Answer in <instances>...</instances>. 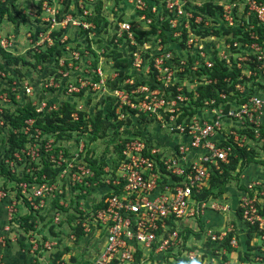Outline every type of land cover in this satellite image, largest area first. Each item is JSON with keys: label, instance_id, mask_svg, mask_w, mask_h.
Wrapping results in <instances>:
<instances>
[{"label": "rangeland", "instance_id": "obj_1", "mask_svg": "<svg viewBox=\"0 0 264 264\" xmlns=\"http://www.w3.org/2000/svg\"><path fill=\"white\" fill-rule=\"evenodd\" d=\"M34 1L33 15L27 13L19 19L14 14L13 25L16 27L2 23L0 19V38L6 36L12 43L11 48H0V191L4 194L15 191L16 199L28 208L29 214L17 220L14 229L23 230L32 242L33 249H28L32 252V264H89L98 251L99 242L81 223L87 224V216L111 188L106 181L110 179L118 142L138 136L148 146L167 154L175 137L159 127V120L152 113L142 114L122 106L110 92L123 90L132 103L137 100L136 91L143 87L148 92L162 93L166 101L172 98L177 111L169 114L160 108L156 114L162 121L176 113V123L200 115L197 109L203 97L201 99L202 91L198 92V89L215 79L209 77L211 70L202 67L203 61L196 54L197 47H202L201 51L209 57L222 41L225 28L205 20L206 26L200 23L199 29L193 30V37L189 35V29L179 38H170V42L163 40L162 47L152 46L153 38L139 34L138 41L143 40L148 45L131 48L124 44V35L121 39L116 37V24L128 20L131 15L123 0H53L49 4L57 11V18L69 20L64 28L53 26L51 34H58L48 47L31 48L35 35L49 30L47 23L40 20L44 15L38 16L36 11L39 0ZM20 3L28 5L29 1L19 0ZM9 4L5 6V0H0V9L8 10ZM204 6L216 16L210 4ZM142 13L150 17L147 12ZM188 38H192L197 46L187 47ZM52 47V51L39 57L41 52ZM132 52L138 54L140 63L134 62ZM166 54L169 58H162L164 63L158 66L159 71L156 70L154 59ZM180 59L189 63L188 68L178 65ZM190 62L195 63L194 69ZM161 66L168 67L171 73V86L167 84V88L162 86V80H157L163 78ZM100 76L105 91L96 85ZM186 89H193L200 101H195L192 92L188 93ZM176 96L186 100L180 102ZM20 109L26 113H20ZM59 111H68L72 121H77L80 115L82 124L76 131L62 129L49 133L35 124ZM110 111L115 117L105 120ZM18 114L34 116L24 118L14 128L8 119ZM97 115L100 122L93 134L90 122ZM252 146L255 160H260L264 144ZM79 166L88 169L90 176L85 173L84 178L77 181ZM234 174V171L229 174L231 180L236 178ZM41 176L45 178L42 182ZM6 178L13 179L12 183L7 185ZM41 183L51 189L50 195L40 206L39 200L30 206L22 199L18 185L25 184L31 189ZM172 247L163 254L169 255ZM250 259L253 264H264L263 254L253 252ZM220 262L222 264L224 260L220 259ZM232 264H236L235 261Z\"/></svg>", "mask_w": 264, "mask_h": 264}, {"label": "built area", "instance_id": "obj_2", "mask_svg": "<svg viewBox=\"0 0 264 264\" xmlns=\"http://www.w3.org/2000/svg\"><path fill=\"white\" fill-rule=\"evenodd\" d=\"M50 1L53 0H39L36 11L38 16L44 15L40 20L47 23L49 30L37 33L31 48L48 47L53 40L50 36L53 26L64 28L69 20L57 18V11L50 6ZM123 1L129 6L131 15L128 20L116 24V37L121 39V35H124L126 46H147L146 42L136 41L135 31H148L153 22L156 30L150 36L153 37L152 46L162 47L163 40L170 42V38H179L189 29V35L193 37V30L199 29L201 24L206 26L205 20H210V23L225 28L223 39L209 57H206L205 51H201L200 46L196 54L202 59L204 69L211 70L216 60L232 74L222 79L228 90L218 91L215 97L203 99L201 109H197L200 115H192L181 123L174 122L178 113L170 115L167 121L158 117L156 111L160 108L169 114H173L177 108H174L172 98L166 101L162 93L156 90L148 92L144 87L138 89L135 103L130 102L123 90L110 92L122 106L134 108L142 114L152 113L159 120V127L175 137L167 154L148 146L138 136L118 142L115 165L110 171L109 181H106L111 188L100 201L101 206L89 213L87 224L81 223L86 228L84 230L89 229L90 235L99 242L98 251L89 264H112L113 261L116 264H151L150 253L163 252L180 240V231L176 228L179 221L197 220L206 209L217 212L228 210V206L217 198L198 201L197 197L207 188L211 172L220 173L221 165L227 164L233 146L242 148L254 143L264 144L261 133V128L264 132V0ZM205 4L211 5L216 16L205 9ZM142 12H147L150 17ZM84 28L87 29V26ZM256 29L262 33H257ZM160 34L164 39L159 37ZM10 41L6 37L0 38V48H9ZM190 45L197 46L192 38H188L187 47ZM131 54L134 62L140 63L138 54ZM162 58L168 59V54L154 59V67L158 71V66L164 63ZM194 64L190 62L191 69H194ZM178 65L188 68L189 63L180 59ZM160 69L163 78L158 77L157 80H162V86L167 88V84L171 86V73L168 67L161 66ZM210 83H215V80L204 84ZM96 85L106 90L101 76ZM186 90L188 93L193 91ZM197 96L192 92L193 99ZM175 98L180 102L186 100L179 96ZM77 170V181L82 180L85 173L90 174L88 169L83 170L81 166ZM44 179L41 176L40 181ZM18 186L22 199L30 206L36 200H39L37 204L40 206L50 195L51 189L46 183L36 184L31 189L25 184ZM246 191L252 195L249 197L244 193L239 200L237 208L240 209V218L246 226H256L262 233L260 238L264 239V219L255 203L258 194L253 185L247 186ZM3 196L4 193L0 191V199ZM226 232L221 236L225 237ZM209 238L215 239L213 235ZM228 244L234 246L235 242L230 239ZM261 250L264 252V245ZM185 256L191 258L189 253Z\"/></svg>", "mask_w": 264, "mask_h": 264}, {"label": "crops", "instance_id": "obj_3", "mask_svg": "<svg viewBox=\"0 0 264 264\" xmlns=\"http://www.w3.org/2000/svg\"><path fill=\"white\" fill-rule=\"evenodd\" d=\"M27 1H29L28 5H24L22 3L19 4V0H5V6L7 3H12L14 9L21 15L26 16L27 13L33 15L35 1ZM8 11L10 15L14 16L11 6H9ZM1 21L2 23H9L13 28L17 26L8 21L4 14ZM15 30L18 31L19 29L15 28ZM262 122L264 125V119ZM261 159L264 160L263 152ZM231 181H233V184H230ZM7 183L9 185L12 182L7 181ZM249 185H253L255 192L258 194L255 197L256 206L264 205V167L257 163H250L238 173L235 179L230 180L225 185L223 193L217 197L219 202L228 206V210L225 212H217L209 209L204 210L199 218L203 230L199 239H196L192 235L185 236V232L188 229L196 232L197 220L186 219L179 221L176 228L180 231V240L172 247L169 255H164L163 252L159 251L155 254L150 253L149 258L151 264H221L220 259L224 260L222 264H232L234 261L236 264H253L250 259L252 258V255H250L252 252H247L244 245L246 225L244 226V223L235 211L244 193L251 197V192L246 191V187ZM239 187H242V189H239ZM14 194L15 191H9L0 200V264H32V252L28 251L32 247V242L26 237V233L23 230L14 229L17 220L27 217L29 214L27 211L28 208L20 200H17ZM224 232L230 233V239H233L235 242L234 246L229 245L231 248L230 251H226L224 248L217 246L218 242L224 238L221 236ZM210 235H213L215 239L210 240ZM261 244L262 246L264 245V239H261L260 236H251L249 240L250 247L258 246L261 250ZM178 251L179 253H177ZM186 253L191 254V258H187L185 256ZM244 253L248 254L247 258H245L246 260L242 259L239 261L238 255L242 257Z\"/></svg>", "mask_w": 264, "mask_h": 264}, {"label": "trees", "instance_id": "obj_4", "mask_svg": "<svg viewBox=\"0 0 264 264\" xmlns=\"http://www.w3.org/2000/svg\"><path fill=\"white\" fill-rule=\"evenodd\" d=\"M10 6H11L14 14L17 15L19 19H22L23 18L22 15L14 9V6H13L12 3L10 4ZM3 14L5 15V18L8 21H10L12 23L14 22L13 16L9 14V11L6 8H1L0 9V19H2ZM155 30H156L155 22H153L151 24V29L150 30H148V31H135V39H136V41L139 40V34H141V35L143 34V36L144 35L145 36H153L155 34ZM256 32L257 33H262V31H260L258 29H256ZM56 34H58V33H55V34L52 33L51 34L53 39L55 38ZM159 37L164 39V36L162 34H160ZM138 42H143V40L138 41ZM52 49H54V48L52 47V48H49L48 51L46 50L45 52H41L39 54V57L44 56L45 55L44 53L50 52V51H52ZM228 74H232V73L228 72V69L226 67L222 66V64L220 62L215 60L214 64H213V67L211 69V72L209 73V77L211 79H215L216 82L214 84L205 85L204 87H200V89H198V92L202 91L201 99H202V97H203V99H207V98H210V97H215L216 93L218 91H226V90H228L229 87L225 83L222 82V79L225 76H227ZM195 101H200L199 96H197ZM200 103H201V101H200ZM19 112L20 113L21 112H25L26 113V110L20 109ZM131 112H133V111H131ZM33 116L34 115H23L22 116L21 114H18L15 118L8 119V122H9V124L12 127L15 128V127L19 126L22 121L25 120L24 118L33 117ZM114 117H115V115H114L113 111H110L108 113V115L105 117V120H108V118H114ZM82 122L83 121L81 120L80 115H78L77 121H72L68 111L67 112L59 111L58 113H51L49 116L44 117L42 119L41 123L36 122L35 124L38 125L39 128L43 132H45V133L48 132L49 133V132H57V131H60L62 129H66L68 131H76L78 129V127L82 124ZM99 122H100L99 115H97L95 117L94 121L90 122L93 134L96 132L97 124ZM261 133H262V135H264V132H263L262 128H261ZM252 149H253V146H244L242 148H237V147L233 146V148L231 150L232 156L229 157L227 164L221 165L220 173H217L215 171L211 172L210 179H209V182H208V186L197 197V200L198 201H206L208 198H217V197H219L223 193L225 185L231 180L229 178V174H231L232 171L235 172L234 176L235 175L237 176L238 173L241 170H243V168L245 166H247L248 164H250V163H257V164H260L261 166L264 167V160L260 159V160L256 161L255 157L253 156ZM118 151H119V145H117L116 156L118 155ZM115 161H116V158L114 160L112 169H113V167L115 165ZM94 170L96 171V168H94ZM96 172H98V171H96ZM2 173H4V172H2ZM95 174L98 175L99 173H95ZM6 180L7 181L8 180L11 181L13 179H11V178L7 179L6 178ZM239 189H242V187H239ZM100 206H101V203L99 202L94 207L93 210H96ZM257 208H258V212L260 213V215L264 219V205H262V206L257 205ZM235 211H236L237 215H239V217H240V214H239L240 213V209L236 208ZM197 226H198V228H197L196 232H192V231H190L188 229L185 232V236L192 235L196 239H199V237L201 236L200 233H202V231H203L199 218L197 219ZM261 234L262 233L257 230L256 226H249V225L246 226V239H245L244 245L246 247V251L247 252L248 251L252 252L250 255H252L253 252H254V254L260 253L261 255L262 254L264 255V252L260 250V247H258V246L250 247L249 246V240H250L251 236L252 235L260 236ZM230 237H231V234L227 233L226 236L221 241L218 242L217 246L219 248H224V250H226V251H230L231 248H230V246L228 244V242L230 240ZM247 255L248 254H246V253H244V255H242V257H240V255H238V260L241 261L242 259L247 258ZM136 260H137V257H136ZM71 261H72V259H71ZM112 264H116V263L113 261Z\"/></svg>", "mask_w": 264, "mask_h": 264}]
</instances>
